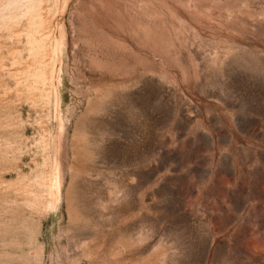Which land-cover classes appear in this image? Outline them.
<instances>
[{
    "label": "rangeland",
    "instance_id": "374dc122",
    "mask_svg": "<svg viewBox=\"0 0 264 264\" xmlns=\"http://www.w3.org/2000/svg\"><path fill=\"white\" fill-rule=\"evenodd\" d=\"M0 264H264V0H0Z\"/></svg>",
    "mask_w": 264,
    "mask_h": 264
}]
</instances>
